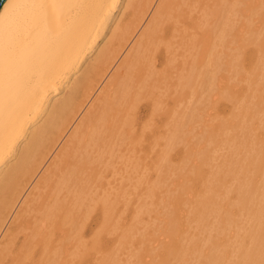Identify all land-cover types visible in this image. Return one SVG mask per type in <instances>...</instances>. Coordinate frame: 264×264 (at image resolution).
Returning a JSON list of instances; mask_svg holds the SVG:
<instances>
[{"label": "bare ground", "instance_id": "bare-ground-1", "mask_svg": "<svg viewBox=\"0 0 264 264\" xmlns=\"http://www.w3.org/2000/svg\"><path fill=\"white\" fill-rule=\"evenodd\" d=\"M154 1L6 0L0 7V264H66L67 260L71 264L86 252L82 254L80 237L97 206L103 214L102 227L93 237L92 248L100 246L103 234L117 236L118 243L103 253L99 263L115 264L116 254L131 245L134 225L140 226L145 214L151 213H146L150 201L168 188L171 178H177L178 170L169 165V150L187 137L189 161L196 154L197 141L206 139L188 172L195 183L202 180L204 185L198 192L178 190V195H172L164 229L172 245L158 251L160 258L151 264H264V132H256V139L253 134L264 131L260 79L244 93L251 94L241 91L245 96L241 106L231 98L239 109L233 112L241 117L237 116L241 137L229 135L226 126L228 137L221 138L222 128L223 135L218 136L223 120L220 126L204 125L191 138L185 130L204 124L202 106L210 95L221 92L225 99L237 90L242 53L257 43L256 23L264 0H212L209 6L200 4L198 17L194 13L201 0H160L144 32L147 38L153 39L171 11L174 31L180 24L192 23L204 32L202 57H193L177 84L190 99H200L170 111V132L156 178L143 175L131 182L142 168L134 146L143 138L136 129L141 109L137 103L152 95L160 78L154 62L146 61L149 48L144 40L134 43ZM127 11L135 14L136 24L122 30L117 17ZM260 62L254 68L259 70ZM222 79L232 83L224 85V91ZM161 105L156 103L157 112ZM218 144L221 150L225 145L226 154L219 153ZM211 151L214 156L222 154H217L222 161ZM214 160L220 163L214 170L208 168L212 171L207 175L203 168ZM189 161H184L185 167ZM121 172L124 179L129 175L128 184L122 177L117 185L109 181ZM183 174L185 178L186 171ZM183 219L185 226L196 224L187 238Z\"/></svg>", "mask_w": 264, "mask_h": 264}, {"label": "rangeland", "instance_id": "rangeland-1", "mask_svg": "<svg viewBox=\"0 0 264 264\" xmlns=\"http://www.w3.org/2000/svg\"><path fill=\"white\" fill-rule=\"evenodd\" d=\"M159 3H160V0L154 1L153 5L151 7L150 13L147 16L146 20L144 21L145 22L144 26L141 27L140 29H138L139 31L136 33V37L134 40V43L139 42L140 40H144V46L149 48L148 52L145 53L146 61H150V62L153 61L154 62L153 70L155 71V73L158 74V76L160 78L158 81V86L153 91L152 95L150 93H148L147 97H144V99H141L137 103V105H139L141 109H139V112H138L139 115L137 116V119H136L137 120L136 121L137 122L136 129L138 130V134H141L143 138L139 141L138 144H137V140H136V144L134 146L136 147V157L139 158V161L141 160V162H142V168H141V172L138 173V176H136L137 173H134V179H132L131 182H134L137 178H139L143 175L151 176V180L156 178V167L161 163L160 155H161V152L163 151V149H165L164 143H166V139L168 137L167 136L168 131L170 132V123H171L170 111L173 109H183L189 103L200 99L199 96H197L199 99H190L189 93L186 92V94H185L182 91L183 87L178 88L177 84H178L179 75L186 68H189L188 64L193 59V57L195 55L200 56V58L202 57L201 52H202V50H204L205 45H206L204 32L200 29L194 28L192 26V23L189 26H182V24H180L181 28L177 31H174V29H175V27H174V25H175L174 24L175 23L174 16L175 15L171 11V12H168V15H165L163 17L164 20H163L162 24L160 25L161 27H159L160 30L155 31V33L153 35V39L147 38V36L144 35V32L148 26V23L154 18L153 14L156 11V9L158 8ZM211 3H212V0H201V2L199 3V7L197 8V12L194 13V16L198 17L201 14V10L203 9L202 5H208L209 6V5H211ZM200 4H202V5H200ZM262 13H263V14H261L262 16L260 15V18H262V19L258 18V20H260V21H257V23H256V31L255 32H257V36L259 35L257 38V43L256 44H249L248 47L242 53V62H243L242 63V73L240 75L241 76L240 83L238 84V86H236L237 90L229 92L228 94L231 93L230 96L227 94L225 99L222 97L221 92H216V93H218L216 95H213L214 94L213 93L212 94L213 96L210 95L209 99H207L204 103L205 106H202V111H203V118H202L203 121L202 122H204V124H201V123L196 124L192 127H187L185 129L188 133H190L189 138L201 133L204 125L208 126V125L212 124V127H213L214 125L216 126V124H218L219 121H222V120L223 121L225 120L224 122H227V124H225L222 121L220 124L223 127L220 126V124H218V126H220V128L217 126L219 130L222 128V130H224L223 131V133H224V132H226L225 129H227V132L231 136L232 135L233 136L234 135L239 136V137L242 136L243 133L239 134V131H240L239 126L241 125L240 124L241 121L238 120L239 119L238 117H240V114H237L239 112L238 111L239 109H237V108H238V106H241V104H242V102H240L242 100L241 97H245L242 94H244L246 91L249 92V89L254 88L253 85L255 84V81H257V82L260 81L259 83L263 84L262 86L264 87V81H263L264 80L263 79L264 74L262 73L264 69H261V67L264 68V64H263L264 53H263V51L259 50V48H262V50H264V48H263V46H264V42H263L264 35L263 36L261 35L262 40L259 38L261 31H263V33L261 32V34H264V28H263L264 27V7L262 9ZM135 20H136L135 14L132 11H127L123 15L122 14L118 15L116 24L119 25L122 30H130L133 26H135V24H136V23H134ZM211 20H212V24L215 25L216 20H214V19H211ZM241 30H240V33L243 34L244 32H241ZM236 33L239 35L238 30L236 31ZM143 35H144V37H143ZM182 42H183V44H182ZM192 42H196L195 48L192 46ZM168 46L171 47L170 50L168 49ZM218 50L221 51L222 49L219 48ZM198 51L199 52L201 51V52L197 53ZM126 55L121 57L120 63L125 60ZM261 60H262V62H260V63H262V64L259 63L260 66L256 65V67H259L261 69V71H259L260 69L258 70V68H254V65H255L256 61H261ZM150 64L151 63H147L148 66H150ZM250 67L252 68V70L250 69ZM249 69H250L251 73H248V72H250V71H248ZM254 73L256 75H254ZM258 74H259V76H258ZM227 75L229 77H233V76H230L229 74H227ZM221 76L222 75H219L218 77L221 78ZM224 77L226 78L225 74H224ZM258 79H260V80L258 81ZM241 83H242V86H240ZM244 83L247 84V86L250 84L248 86L249 88H247ZM219 84L222 85L221 91H224V85L232 84V83L229 82L228 80L222 79V80H220ZM243 84H244V86H243ZM239 87H242V88H239ZM263 87H260V90H261L260 92L264 91ZM246 88H247V90H246ZM243 89H245V90H243ZM238 91L240 92V94L243 92L241 94L242 96L238 94ZM232 92L235 93L237 98H239V99H237L235 94H233ZM249 94H251V93H249ZM249 94H244V95H249ZM227 97H229V98H227ZM231 98H233V102H235V104H238V106L235 105L234 103H232ZM237 100H239V102L236 103ZM158 101H161V103H162L160 112H157L156 107H155L156 103ZM233 105L235 107H233ZM243 107H245V105ZM233 111L234 112L237 111V113H234ZM232 114L233 115L237 114L235 116L236 117L238 116V117L236 118ZM231 115L233 118H236L237 123L235 122V120L232 117H230ZM230 119L233 121H231ZM230 123L231 124L234 123L236 125V128L238 127L237 128L238 130L236 128H234L235 127L234 124L232 125V128L234 130H232ZM238 123L240 125H238ZM224 127H225V129H224ZM255 128H258V127L255 126ZM255 128H254V130H255ZM218 129H216V130H218ZM219 130H218L217 134H219L218 136L221 137L220 134L223 135V133L221 130H220L221 132ZM257 130L258 131H255V132L252 130V132H254L253 133L254 135L256 134V132L259 133V131H260V133L264 132V131H261L260 129H257ZM234 131H236L238 133H236ZM232 132H234V133H232ZM226 133H224L223 137H221V138L225 139V136L228 137V134L225 135ZM255 136H256L255 139L258 138V134H256ZM220 137H219V139H220ZM224 139L221 140L222 144H224V142H223V141H225ZM188 140L189 139L187 137V140L183 141V143L181 141H179L178 145L174 146L172 149L169 150V156H170V160H171V164H169V165L178 170V172H177L178 174L176 176L177 178H174V177L171 178L169 180V183H168L169 189L167 188L168 190L167 189L165 190V188H164L162 191H160L158 193V195L155 198L152 199V201H150V203L152 202L153 205L155 204L154 208H153L152 204H149L151 207L148 205V210L146 213H149V212H151V213L148 215L145 214L143 220L144 221L146 220V221L145 222L143 221L140 224V226L142 228L139 226V224L137 226L134 225L135 228L131 232L134 237L132 236V238H131L132 240L130 241L132 246L128 243L129 245L126 246V250H125V248L123 249L125 251H123V252L121 251L119 254H116L115 264H119V262H121L120 264H151L160 258V253L157 254L158 251L160 252V250L163 249V247H166L165 245H172V241H171L172 239H170L169 237L164 235V234H166V231L164 229H166L167 225H168L167 218L169 216H167V214L170 213L169 211H172L171 210L172 205L170 204L172 197L175 196V194L178 195L176 193V192H178V190H179V193H181L182 191L188 192L189 190H194L195 192H198L199 190L202 189L201 187L204 185V182L202 180L195 183L196 182L194 180L195 177L193 175H191L192 173L188 174V172H190L191 168L194 165H196L195 162L198 161L197 156H198L199 152L201 151L200 149L201 148L203 149L207 145L206 141H205L206 139H202L200 141H197L199 143H201L202 141L203 142L205 141V142L204 143L202 142L203 147H202V144L198 143V145H197V143H196V145H195L196 146V149H195L196 154H194L192 156V158H191L192 161L191 160L189 161V159H187V146L185 145V143ZM64 143H66V140ZM221 143H219V144L222 145ZM204 144H205V146H204ZM200 145H201V147L199 148ZM219 146H217V147H219ZM222 147H223V150H225L224 149L225 145ZM219 148H220V152L218 150L219 153H222V152H223V154L227 153L226 150H225L226 151L225 153L223 150H221V146ZM219 148H217V149H219ZM209 150H211V149L209 148ZM218 152L215 154V156L219 157V155H222V154H219ZM211 154L213 155L214 151H211ZM217 154H219V155H217ZM196 157H197V159H196ZM222 158L223 157L220 156L217 159L222 161ZM184 161H189V164L187 165V167H185V166L188 162L186 163ZM220 161L216 160V162H215V160H214L213 161V163L215 162L214 165L210 161L208 165L212 164V166L209 167L208 165H206L207 169H206V167L205 168L202 167V168L204 169L205 173L207 175H209L211 173V171L214 170V168L216 166L215 164L220 163ZM188 166H189V168H188ZM184 167H185V171L187 173L185 178L183 176L185 174V173L183 174V172H185L183 170ZM208 168H211L212 170L210 169L211 170L210 171V170H208ZM179 174L181 176H178ZM188 175L189 176L191 175L190 178ZM120 177L123 178L122 172L116 178L110 176L109 181L113 182L114 185H117L119 183ZM192 178H193V180H192ZM128 179H129V175L125 179L123 178V183L126 182V184H128ZM185 181L187 182V184L183 183ZM166 184H165V186H166ZM179 184H181V185H179ZM182 184L187 189L182 188L183 187ZM177 187H179L180 189ZM175 189H177V190H175ZM140 190H138L137 193H139ZM186 190H188V191H186ZM167 191L169 192V195H168ZM166 192H167V194H166ZM170 192H172V193L174 192V193L172 194ZM140 193H142V190L140 191ZM164 194H166V195L164 196ZM163 198H164V200H163ZM169 199H170V201H169ZM165 201L167 202V204ZM148 202H149V200H148ZM135 205L137 206V204H135ZM187 206L189 207V205H187ZM187 206H185V209L189 210V208ZM131 209L134 210L136 208H130V210ZM153 209H155V210H153ZM168 209H169V211H168ZM131 212L132 211H130V213ZM102 215L103 214L100 211V207H98V206L96 207L95 211L92 212V214H90V217L88 218V220L86 222L87 224L84 227V234L80 237L81 243L83 244V248H81L82 254H83L84 249L86 250V252L83 255H81L82 256L81 258L79 257V258L73 260V262L71 264H99L101 261V258L103 256V253L114 248L116 243H118V241H115V239L118 238L117 236L107 233V234L102 235L101 240H100V246L96 249L92 248L93 237L98 231H100V229L102 227V223H101ZM162 216H163V218H162ZM188 216H189V213H187L185 217H188ZM184 219H186V218H184ZM184 219H183V229L187 232L186 233L187 236L185 237V238H187V237H189V235H192L193 232L196 230V227H195L196 224L191 223L190 225L187 224V226H185L186 220H184ZM126 221L128 222L129 218H127ZM150 222H151L152 226H151V224H149ZM165 222H167V225ZM133 232H135V233H133ZM201 236H203V234ZM139 241H140V243H139ZM164 241H166L165 243L169 242V244H164ZM134 242H136V243H134ZM84 244H85V246H84ZM127 247H128V249H127ZM133 249H134V251H133ZM136 249H138V250H136ZM155 257L157 259H155ZM125 261H127L128 263ZM66 264H70V261L67 260Z\"/></svg>", "mask_w": 264, "mask_h": 264}, {"label": "water", "instance_id": "water-1", "mask_svg": "<svg viewBox=\"0 0 264 264\" xmlns=\"http://www.w3.org/2000/svg\"><path fill=\"white\" fill-rule=\"evenodd\" d=\"M6 0H0V7L2 6V4L5 2Z\"/></svg>", "mask_w": 264, "mask_h": 264}]
</instances>
